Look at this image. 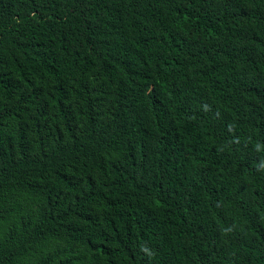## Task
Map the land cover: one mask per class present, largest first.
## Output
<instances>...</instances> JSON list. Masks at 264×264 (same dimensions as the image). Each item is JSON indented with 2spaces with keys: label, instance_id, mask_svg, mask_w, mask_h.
<instances>
[{
  "label": "trees",
  "instance_id": "obj_1",
  "mask_svg": "<svg viewBox=\"0 0 264 264\" xmlns=\"http://www.w3.org/2000/svg\"><path fill=\"white\" fill-rule=\"evenodd\" d=\"M0 264H264V0H0Z\"/></svg>",
  "mask_w": 264,
  "mask_h": 264
}]
</instances>
